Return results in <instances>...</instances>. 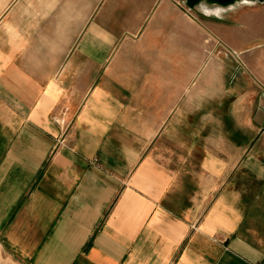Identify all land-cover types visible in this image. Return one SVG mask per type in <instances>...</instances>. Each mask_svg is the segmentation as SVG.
<instances>
[{"label":"crops","instance_id":"0c3cea01","mask_svg":"<svg viewBox=\"0 0 264 264\" xmlns=\"http://www.w3.org/2000/svg\"><path fill=\"white\" fill-rule=\"evenodd\" d=\"M180 1L0 0V240L23 264H264V105L208 134L185 56L244 28L239 3Z\"/></svg>","mask_w":264,"mask_h":264},{"label":"rangeland","instance_id":"374dc122","mask_svg":"<svg viewBox=\"0 0 264 264\" xmlns=\"http://www.w3.org/2000/svg\"><path fill=\"white\" fill-rule=\"evenodd\" d=\"M179 3L186 13H193L198 19L204 20L210 14L202 8L190 7L186 0ZM235 8L232 24L244 28H201L200 47L188 50L185 55L187 59L200 61L197 72L203 78L201 98L213 89L217 94L215 102L201 103L204 112L197 114L208 134H219L227 120H255L256 111L264 105V82L259 79L264 75V2L240 3ZM241 13L247 17L241 18ZM218 16L223 19V15ZM13 30L8 29L9 39L13 37ZM247 94H250L249 108L245 101ZM239 103L241 107L235 111ZM208 108L210 111H206ZM0 264H23L1 240Z\"/></svg>","mask_w":264,"mask_h":264},{"label":"bare ground","instance_id":"6f19581e","mask_svg":"<svg viewBox=\"0 0 264 264\" xmlns=\"http://www.w3.org/2000/svg\"><path fill=\"white\" fill-rule=\"evenodd\" d=\"M250 2L254 3V2H264V1H260V0H238V2L236 4H238V3L239 4L240 3H250ZM236 4L235 3L227 4V5H225V7L219 6L218 4H215V5L209 4V6H208V5L203 4L202 0H197L198 6H196V7L198 9L199 5H201L202 9H204L207 13L211 14L213 12L215 14H219L221 12H224L225 9L231 8L232 6H234Z\"/></svg>","mask_w":264,"mask_h":264},{"label":"water","instance_id":"95a60500","mask_svg":"<svg viewBox=\"0 0 264 264\" xmlns=\"http://www.w3.org/2000/svg\"><path fill=\"white\" fill-rule=\"evenodd\" d=\"M260 1H264V0H260ZM202 2H203V4L208 5V6H209V4H213V5L218 4L219 6L225 7V5H227V4H233V3L236 4L238 2V0H202ZM186 4L192 8H197L196 6H198L197 0H186ZM201 5H199L198 8H202Z\"/></svg>","mask_w":264,"mask_h":264}]
</instances>
